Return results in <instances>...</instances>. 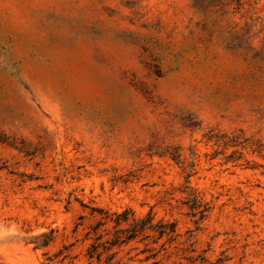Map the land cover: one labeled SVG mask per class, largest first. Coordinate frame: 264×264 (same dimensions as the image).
Wrapping results in <instances>:
<instances>
[{
    "label": "rangeland",
    "instance_id": "obj_1",
    "mask_svg": "<svg viewBox=\"0 0 264 264\" xmlns=\"http://www.w3.org/2000/svg\"><path fill=\"white\" fill-rule=\"evenodd\" d=\"M0 264H264V0H0Z\"/></svg>",
    "mask_w": 264,
    "mask_h": 264
},
{
    "label": "trees",
    "instance_id": "obj_2",
    "mask_svg": "<svg viewBox=\"0 0 264 264\" xmlns=\"http://www.w3.org/2000/svg\"><path fill=\"white\" fill-rule=\"evenodd\" d=\"M202 206L194 201L191 206V209L198 210ZM206 209L199 210L201 217L204 216ZM104 218L105 221L110 219L113 225L112 237L106 240H103L104 235L108 233H102L100 231L101 227L107 222H99L96 226L92 228V232H89V235L92 233L93 242L90 244L88 249L89 259H97L99 262L102 261L104 254L108 253L114 248H119L121 246L127 245L128 243L141 238V241L156 236V240L161 239L162 237H167L169 240H173L176 237V224L174 222H163L158 221L154 222L155 215L150 211L144 217H136L135 213L131 209H125L120 213H114L108 215ZM111 217V218H110ZM52 237L43 245L52 241ZM115 253L111 254V258Z\"/></svg>",
    "mask_w": 264,
    "mask_h": 264
}]
</instances>
